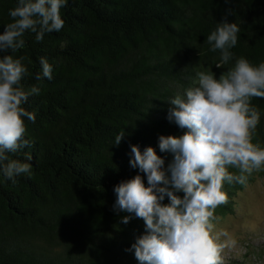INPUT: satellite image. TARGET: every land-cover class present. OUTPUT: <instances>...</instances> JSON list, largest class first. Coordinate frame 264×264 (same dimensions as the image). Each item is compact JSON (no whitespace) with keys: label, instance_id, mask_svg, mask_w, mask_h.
Wrapping results in <instances>:
<instances>
[{"label":"trees","instance_id":"16d2710c","mask_svg":"<svg viewBox=\"0 0 264 264\" xmlns=\"http://www.w3.org/2000/svg\"><path fill=\"white\" fill-rule=\"evenodd\" d=\"M17 4L0 0V34ZM61 17L59 32L40 42L26 32L23 49L0 53L27 57L20 84L26 92L40 90L22 104L36 114L35 123L23 118L31 146L6 153L30 163L31 175L13 184L0 173V264H139L129 249L146 234L145 223L113 207L119 183L140 175L148 186L130 166L131 146L142 153L152 147L170 176L173 154L160 151L159 137L186 130L168 120L169 100L194 86L197 71L219 78L237 58L264 62V0H68ZM225 20L240 32L233 60L217 68L220 52L210 51L206 38ZM42 57L52 66L51 80L42 75ZM252 104L261 112L254 142L264 147V99ZM256 176L264 178V171L248 183ZM243 188L225 184L229 202L215 215H233ZM247 243L227 264L264 258V250Z\"/></svg>","mask_w":264,"mask_h":264},{"label":"clouds","instance_id":"9594fccd","mask_svg":"<svg viewBox=\"0 0 264 264\" xmlns=\"http://www.w3.org/2000/svg\"><path fill=\"white\" fill-rule=\"evenodd\" d=\"M67 3L18 0L8 13L12 22L0 34V53L23 49L26 32L34 33L40 42L46 33L62 30L61 9ZM239 32L236 23L225 20L207 36L210 51L220 52L217 68L233 60L230 49L237 45ZM12 54L0 56V173L15 184V177L31 175L32 165L9 159L6 153L31 146L25 139L23 118L35 123L36 114L22 104L40 90L23 89L20 82L28 74L23 63L27 57ZM40 64L43 77L51 80L52 66L43 57ZM193 85L169 100L173 107L168 120L186 131L179 137H159L160 151L173 154L167 169L170 176L152 147L142 153L132 145L130 166L146 175L148 186L136 175L114 187V210L134 214L145 223L146 234L129 249H134L139 264H225L223 253L234 248L236 240L217 227L216 209L229 202L224 185L246 187L254 172L264 171V147L254 142L261 112L252 104L254 98L264 99V62L253 65L240 57L219 78L210 70L197 71ZM123 136L122 131L115 137L117 146ZM179 192L182 198L176 195ZM165 196L170 203L162 204ZM129 219L125 216L123 223Z\"/></svg>","mask_w":264,"mask_h":264},{"label":"rangeland","instance_id":"374dc122","mask_svg":"<svg viewBox=\"0 0 264 264\" xmlns=\"http://www.w3.org/2000/svg\"><path fill=\"white\" fill-rule=\"evenodd\" d=\"M234 207L233 215L218 216L217 227L227 230L236 240L234 248L245 246L247 241L252 242L251 246L264 248V178L256 176L249 182L236 196ZM227 250L232 251L233 248L225 252ZM227 255L233 257L229 253Z\"/></svg>","mask_w":264,"mask_h":264},{"label":"built area","instance_id":"2783aa9c","mask_svg":"<svg viewBox=\"0 0 264 264\" xmlns=\"http://www.w3.org/2000/svg\"><path fill=\"white\" fill-rule=\"evenodd\" d=\"M260 250L263 251L264 248H260ZM226 252L229 253L230 255H233V254H234V255H237V257H240V256L243 254V252H245V246L242 245L240 248H233L232 251H231V250H227ZM226 252L223 253L224 258L226 259V263H225V264L228 263L227 260H231V259L229 258V256L227 255ZM262 261H264V258H259V259L257 260L256 264H257V263L261 264Z\"/></svg>","mask_w":264,"mask_h":264},{"label":"bare ground","instance_id":"6f19581e","mask_svg":"<svg viewBox=\"0 0 264 264\" xmlns=\"http://www.w3.org/2000/svg\"><path fill=\"white\" fill-rule=\"evenodd\" d=\"M230 256H233V258H235V256L234 255H230ZM238 258V257H237Z\"/></svg>","mask_w":264,"mask_h":264}]
</instances>
